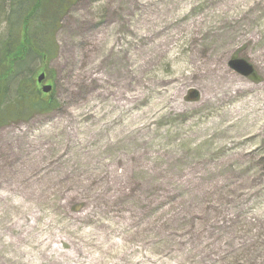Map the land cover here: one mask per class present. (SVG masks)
<instances>
[{
  "label": "rangeland",
  "instance_id": "1",
  "mask_svg": "<svg viewBox=\"0 0 264 264\" xmlns=\"http://www.w3.org/2000/svg\"><path fill=\"white\" fill-rule=\"evenodd\" d=\"M176 2L76 0L20 68L56 107L0 127V264H264V0Z\"/></svg>",
  "mask_w": 264,
  "mask_h": 264
},
{
  "label": "trees",
  "instance_id": "2",
  "mask_svg": "<svg viewBox=\"0 0 264 264\" xmlns=\"http://www.w3.org/2000/svg\"><path fill=\"white\" fill-rule=\"evenodd\" d=\"M76 0H0L8 22L0 37V127L27 120L56 107L52 93L41 91L34 72L19 78L28 59L47 62L57 52L54 35L61 16ZM42 11V18L38 15ZM41 15V16H42ZM34 24V25H33Z\"/></svg>",
  "mask_w": 264,
  "mask_h": 264
},
{
  "label": "bare ground",
  "instance_id": "3",
  "mask_svg": "<svg viewBox=\"0 0 264 264\" xmlns=\"http://www.w3.org/2000/svg\"><path fill=\"white\" fill-rule=\"evenodd\" d=\"M194 1L195 0H177V2L175 3V6H176V10L179 12L177 14L178 19L190 14ZM111 105H113V108H114L113 112L110 113V111L107 109L101 115V117H103V119L106 120V122L103 123L104 127H107L109 124H112V122L116 123L117 125L116 133L122 132L124 129L131 128L129 127L130 124L135 123L138 117L135 115V113L133 114L131 112L133 107L130 106V108H127L124 105L119 104V103L118 104L112 103ZM254 106L255 105H253L252 107L254 108ZM252 107L250 109L254 113L255 108L253 109ZM260 110H261L260 112L261 116L264 117V104L262 105ZM113 135H115V132L113 133Z\"/></svg>",
  "mask_w": 264,
  "mask_h": 264
},
{
  "label": "water",
  "instance_id": "4",
  "mask_svg": "<svg viewBox=\"0 0 264 264\" xmlns=\"http://www.w3.org/2000/svg\"><path fill=\"white\" fill-rule=\"evenodd\" d=\"M228 66H230L232 69H234L237 73L240 75H243L245 77L252 75L254 71V67L251 66L245 59L243 58H232L228 62ZM45 75L44 73L39 74L37 82H42ZM52 89L51 85H43L42 91L45 93H49Z\"/></svg>",
  "mask_w": 264,
  "mask_h": 264
}]
</instances>
